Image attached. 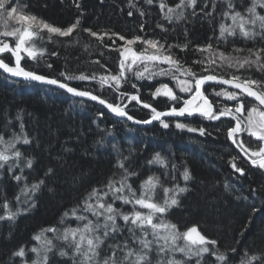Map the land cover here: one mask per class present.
Segmentation results:
<instances>
[{
  "label": "snow or ice",
  "instance_id": "1",
  "mask_svg": "<svg viewBox=\"0 0 264 264\" xmlns=\"http://www.w3.org/2000/svg\"><path fill=\"white\" fill-rule=\"evenodd\" d=\"M223 2L225 8L219 14L222 22L218 35L214 31L208 43L197 45L195 52L198 56L188 64L172 51L179 48L185 52L188 44H168L139 35L128 38L116 32H97L91 28H81L79 17L66 27H58L25 11L28 5L21 4L20 0H0V20L4 24V30H0V70L11 77H22L63 89L75 97L87 98L115 116L135 124L157 121L167 129L170 122L165 118L168 117H199L204 121H222V118H226L229 121L226 137L238 150L230 160L233 171L240 176L245 175V169L237 164L238 159L264 170V80L243 74L253 68L264 71V0H244L239 5L236 0ZM143 3L158 6L161 18L169 24L186 19L189 9L192 15H196L198 7V0H177L175 3L170 0H143ZM128 4L129 8H136L140 16L146 14L133 0H128ZM75 6L80 7L79 3ZM216 7V0H211V11H208L209 0H203V7L199 11L210 17ZM132 14V11L128 12L129 16ZM9 21H16L19 27H10ZM157 27L168 31L163 24L158 23ZM81 32L89 38L84 44L85 50L94 39L99 48L118 53L117 71L113 72L100 60H95L93 63L100 64L104 69L102 74L81 72L76 75L66 71L60 74L63 77L60 79L38 74L22 66L25 55L33 60L44 58L46 49L38 48L33 43L34 38L44 40L40 33H47L49 41L53 37H60L70 38L66 42L71 43L75 39L74 33L79 35ZM236 37L244 41H259L261 46L247 49L233 47L231 53L225 52L222 46L230 42L229 38L234 43ZM137 44L143 47L135 48ZM5 53L9 56H5ZM12 58L14 63L6 62ZM74 80L95 81L101 90H110L115 100L105 99L102 94H97L95 88L72 86L70 82ZM153 80L156 83L152 84L150 95L152 100L165 98V110H158L142 99L143 85L138 82L151 83ZM128 86L134 91H127ZM133 102L149 110V118L138 120L130 115L127 109ZM15 119L19 121L18 130L12 119L0 126V172H6L18 185L22 183L23 186L14 197L15 207L6 196H0V222H15L18 216L34 207L35 197L46 184V178L54 174V170L48 168L45 178L28 183L25 170H31L34 161L25 155L22 146L31 145L32 138L25 130L22 118L17 116ZM175 127L201 136L208 133L206 126L193 127L191 123L180 120L175 121ZM220 130L217 127V131ZM245 135L258 142L255 147L244 138ZM128 159V156H118L115 164L118 171L105 183L93 186L76 205L66 209L58 224L49 225L34 234L32 240L36 243L31 248L26 251L21 246L14 251L13 264L15 258H20V264H29L26 259L28 252L34 254L30 264H49V253L54 250L71 264H153V253L157 258L156 264H187L193 257L197 258L196 264H201L199 258L205 254L214 257L219 264H229L226 253L219 251L218 242L203 234L197 226L181 231L176 223L166 219V213L172 207L179 206V197L188 191L187 182L192 178L189 170L185 169L182 173L185 186L177 183L165 187L158 176L149 175L140 181L137 189L133 187V178L138 173L127 165ZM148 163L169 168L168 161L159 153ZM171 171H176L175 164L171 165ZM172 178L175 179V176ZM158 188L163 191L162 201L155 199ZM123 206H128V210ZM66 221H74L75 224L73 226ZM125 232L128 236L118 242V237ZM180 240L184 243L179 244ZM231 252L236 253L237 249L233 248ZM177 253L182 254L183 258L178 259ZM240 264H264V252L250 255L245 251Z\"/></svg>",
  "mask_w": 264,
  "mask_h": 264
},
{
  "label": "trees",
  "instance_id": "2",
  "mask_svg": "<svg viewBox=\"0 0 264 264\" xmlns=\"http://www.w3.org/2000/svg\"><path fill=\"white\" fill-rule=\"evenodd\" d=\"M236 2L239 5L244 0ZM20 3L28 5L25 11L58 27H66L79 17L81 28H91L97 32H116L128 38L139 35L168 44H188L185 52L179 48L172 49L188 64L198 56L195 52L197 45L208 43L214 31L218 35L222 22L219 14L225 8L223 0H216V11L206 17L199 11L203 7V0H198L196 15H192L189 9L186 19L169 24L161 18L158 6H148L143 0H133V3L145 10L144 16H140L136 8H129L128 0H20ZM76 3H79V8L75 6ZM207 10L211 11V0ZM129 11L133 13L131 16L128 15ZM158 23L168 31L158 28ZM40 35L44 40L34 38L33 43L38 48L46 49L44 58H25L22 66L28 70L60 79H63L60 74L66 71L76 75L81 72L102 74L104 69L100 64L93 63L95 60H100L113 72L118 70L117 52L99 48L94 39L90 41V47L84 49L85 42L89 40L86 33H74L75 39L71 43L66 42L70 38L53 37L49 41L47 33ZM229 40L227 45L222 46L228 53L233 47L247 49L261 46L259 41H244L240 37H236L234 43L232 38ZM134 47L139 49L142 45ZM53 52L56 55H51ZM4 55L9 56L7 53ZM6 62L14 63V60L12 58ZM243 74L264 80V71L255 68ZM70 83L77 88H95L97 94H102L105 99L115 100L110 90L98 89L95 82L74 80ZM138 83L143 85V100L152 103L158 110L167 108L165 98L152 100L150 89L155 80ZM126 90L134 91L130 86ZM127 111L138 120L147 119L151 114L149 110L135 105V102ZM17 116L22 118L25 130L32 138L31 145L22 146L25 155L34 161L33 168L25 170L28 183L45 178L48 168H52L54 174L46 178V184L35 197L34 207L18 216L15 222H0V264H13L14 251L21 246L27 251L36 243L32 240L34 234L49 225L58 224L66 209L76 205L93 186L105 183L118 171L115 164L120 155L128 156L127 165L138 173L133 178V187L137 189L140 181L149 175L158 176L165 187L177 183L185 186L182 173L188 169L192 177L187 182L188 191L179 197V206L172 207L166 213V219L176 223L181 231L197 226L203 234L218 242L217 247L229 257V264H240L245 251L250 255L264 252V170L238 159L237 164L245 169V175L240 176L233 171L230 160L238 150L226 137L229 124L226 118H222V121H204L199 117L180 120L191 123L193 127L206 126L210 134L204 136L177 129L175 122L171 121L167 129L159 123L141 129L90 103L60 92L12 81L0 73V126L12 119L18 130ZM217 127L221 130L217 131ZM244 138L251 141L253 147L258 143L246 135ZM157 153L168 161V169L148 163ZM172 164L176 165L174 173L171 171ZM22 186L6 172H0V196L12 201L13 207L14 197ZM155 199L162 201V189H157ZM123 207L128 210V206ZM66 223L75 224L74 221ZM127 236L125 232L118 237V242ZM178 243L183 244L184 241ZM233 248L237 249L236 253L231 252ZM49 257V264H71L55 250L49 253ZM153 257V264H156L155 253ZM33 258L34 254L28 252L26 259L29 264ZM177 258L182 259V254L177 253ZM199 259L201 264H219L209 254ZM196 260L193 257L187 264H196ZM15 264H20V258H15Z\"/></svg>",
  "mask_w": 264,
  "mask_h": 264
},
{
  "label": "water",
  "instance_id": "3",
  "mask_svg": "<svg viewBox=\"0 0 264 264\" xmlns=\"http://www.w3.org/2000/svg\"><path fill=\"white\" fill-rule=\"evenodd\" d=\"M22 61H23V60H22ZM22 61H21V63H22ZM0 73L3 74L6 78H8V79H10V80L17 81V82L31 83V84H37V85H41V86H46V87H49V88L54 89V90H56V91H59L60 93H63V94H65V95H67V96H69V97H71V98H73V99H76V100H78V101H82V102L91 103V104H93V105H96V106H98L99 108H101L102 110H104L106 113H108L109 115H111V116H113V117H115V118H117V119H120V120H122V121H125V122H127L129 125H131V126H133V127H137V128L145 129V128H149V127H151V126H153V125L159 123V122H157V121H154V122H152L151 124H135V123H133L132 121H127V120H125V119H123V118H120V117L115 116L114 114H112L111 112H109L106 108H104V107H103L102 105H100L99 103L94 102V101H91V100H88L87 98L75 97V96H73V95L67 93V92H66L65 90H63V89H59V88H56V87H54V86H49V85H46V84H42V83H40V82H36V81L26 80V79H24V78H22V77H11V76L8 75L7 73H3L2 70H0ZM193 118H194V117H193ZM165 119H166V120H169V119H180V118H172V117H168V118H165Z\"/></svg>",
  "mask_w": 264,
  "mask_h": 264
},
{
  "label": "bare ground",
  "instance_id": "4",
  "mask_svg": "<svg viewBox=\"0 0 264 264\" xmlns=\"http://www.w3.org/2000/svg\"><path fill=\"white\" fill-rule=\"evenodd\" d=\"M14 60V59H13ZM23 62V61H22ZM3 75V74H2ZM4 76V75H3ZM5 77V76H4ZM13 81V80H12ZM17 82V81H16ZM23 83V82H22ZM26 84H30V85H34V86H36V87H40V88H44V89H47V90H50V91H54V92H59V91H56V90H54V89H51V88H49V87H46V86H41V85H37V84H31V83H26ZM94 85L99 89L100 87H99V84H97L96 82L94 83ZM211 90V89H210ZM63 94V93H62ZM65 95V94H64ZM50 96H52V97H56L55 95H50ZM82 102V101H81ZM232 103V102H231ZM91 104V103H90ZM91 105H93V104H91ZM94 106H96V105H94ZM96 107H98V106H96ZM104 111V110H103ZM176 120H179V119H173V120H170L171 122H175ZM137 128V127H136ZM142 129V128H141Z\"/></svg>",
  "mask_w": 264,
  "mask_h": 264
},
{
  "label": "rangeland",
  "instance_id": "5",
  "mask_svg": "<svg viewBox=\"0 0 264 264\" xmlns=\"http://www.w3.org/2000/svg\"><path fill=\"white\" fill-rule=\"evenodd\" d=\"M10 22V23H9ZM8 22V24H9V26L10 27H19V25L17 24V22L16 21H9ZM0 30H4V24H3V21L2 20H0ZM143 47V46H142ZM141 47V48H142ZM22 55H24L23 53H22ZM25 58L26 59H29V60H32L31 58H28L26 55H25ZM14 59V58H13ZM87 82V81H86ZM95 81H92V83H94ZM101 90V89H100ZM170 120H173V119H169V120H167V121H170ZM180 120V119H179Z\"/></svg>",
  "mask_w": 264,
  "mask_h": 264
},
{
  "label": "flooded vegetation",
  "instance_id": "6",
  "mask_svg": "<svg viewBox=\"0 0 264 264\" xmlns=\"http://www.w3.org/2000/svg\"><path fill=\"white\" fill-rule=\"evenodd\" d=\"M226 103H231V102H226ZM180 120H183V119H180Z\"/></svg>",
  "mask_w": 264,
  "mask_h": 264
}]
</instances>
